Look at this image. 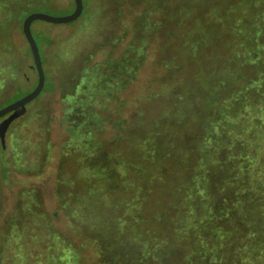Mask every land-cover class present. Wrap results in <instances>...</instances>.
Here are the masks:
<instances>
[{"label": "rangeland", "instance_id": "1", "mask_svg": "<svg viewBox=\"0 0 264 264\" xmlns=\"http://www.w3.org/2000/svg\"><path fill=\"white\" fill-rule=\"evenodd\" d=\"M225 1L84 0L81 16L72 22H33L46 82L40 95L27 105V113L12 123L7 149L0 143V264H190V241L182 238L190 231L178 233L174 228L176 193L181 187L176 188L172 180L180 172L170 160L164 177H159L160 157L145 153L142 142L148 129H172L171 121L159 126L154 116L173 105L176 80L186 75L191 82L199 79L189 63L188 34L212 29L213 37H206V42L230 37L213 11ZM15 2L0 0V17L21 19L11 25L0 20V61L6 59L2 40L12 45L19 59V76L0 88V107L38 83L23 32L27 13L21 16L19 8L12 13L7 9ZM47 2V7L36 11L64 16L75 9L74 0ZM148 24L156 25L150 59L121 96L127 105L124 116L132 119L129 132L114 133L110 123L93 135L91 143L70 136L62 99L77 88L83 67L108 55L122 57L128 43L145 32ZM218 54L225 57L223 50ZM193 94L203 97V89ZM187 114L190 128L199 116L192 104ZM181 133L177 130L170 139ZM130 165L142 170L137 179L134 174L129 179ZM94 181L101 182L103 192L87 191ZM119 218L125 219L123 229L118 226ZM160 224L166 226L163 246ZM143 232L148 246L155 248L151 254L139 243Z\"/></svg>", "mask_w": 264, "mask_h": 264}, {"label": "trees", "instance_id": "2", "mask_svg": "<svg viewBox=\"0 0 264 264\" xmlns=\"http://www.w3.org/2000/svg\"><path fill=\"white\" fill-rule=\"evenodd\" d=\"M48 4L47 0H16L7 9L14 12L19 8L22 16ZM213 11L221 18L218 25L230 37L206 42V37H213L212 29L188 34L189 63L199 79L191 82L186 75L176 80L173 105L154 116L159 126L171 121L172 129L146 130L143 150L160 157L159 177H164L170 160L180 172L172 180L176 188L181 187L176 193L174 228L178 233L190 231L188 237H182L190 241V264H264V0H226ZM0 20L10 25L21 22L12 17ZM155 28L148 24L145 32L134 36L122 57L108 55L83 67L77 88L62 99L70 136L91 143L93 135L110 123L114 133L129 132L132 119L124 116L127 105L121 96L149 61ZM10 45L2 40L6 59L0 61V88L19 76V59ZM219 50L225 51V57L219 56ZM198 89H203V97L193 94ZM188 104L199 116L190 128ZM142 106L140 110L148 116ZM177 130L181 135L171 140ZM130 166L129 179H133L132 174L137 179L142 170ZM94 182L87 191L103 192L101 182ZM83 206L87 205L83 202ZM124 220L119 218V227ZM161 224L159 240L163 246L167 234ZM146 237L143 232L139 243L151 254L155 248L148 246Z\"/></svg>", "mask_w": 264, "mask_h": 264}, {"label": "water", "instance_id": "3", "mask_svg": "<svg viewBox=\"0 0 264 264\" xmlns=\"http://www.w3.org/2000/svg\"><path fill=\"white\" fill-rule=\"evenodd\" d=\"M74 1L75 9L68 15L54 16L45 12L34 11L27 15L23 21V32L32 50L35 67L38 73V83L35 88L27 94L14 102L0 107V119H2L0 121V141L3 149L7 147V137L12 123L27 113V105L40 95L46 82L42 54L39 44L33 34L32 24L36 20H43L51 23H69L78 19L84 10V0Z\"/></svg>", "mask_w": 264, "mask_h": 264}, {"label": "flooded vegetation", "instance_id": "4", "mask_svg": "<svg viewBox=\"0 0 264 264\" xmlns=\"http://www.w3.org/2000/svg\"><path fill=\"white\" fill-rule=\"evenodd\" d=\"M2 119H0V121H1ZM9 134V133H8ZM0 143H1V141H0ZM2 147V146H1ZM7 147H8V137H7ZM7 147L5 148V149H7ZM4 149V150H5Z\"/></svg>", "mask_w": 264, "mask_h": 264}]
</instances>
